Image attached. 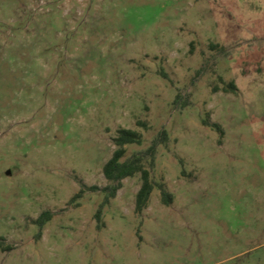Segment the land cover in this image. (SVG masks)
Wrapping results in <instances>:
<instances>
[{"label": "rangeland", "instance_id": "rangeland-1", "mask_svg": "<svg viewBox=\"0 0 264 264\" xmlns=\"http://www.w3.org/2000/svg\"><path fill=\"white\" fill-rule=\"evenodd\" d=\"M120 127L175 199L99 226ZM0 264H264V0H0Z\"/></svg>", "mask_w": 264, "mask_h": 264}, {"label": "trees", "instance_id": "trees-1", "mask_svg": "<svg viewBox=\"0 0 264 264\" xmlns=\"http://www.w3.org/2000/svg\"><path fill=\"white\" fill-rule=\"evenodd\" d=\"M224 90L227 92L237 91L235 82H224ZM182 96L178 94L176 103H179ZM203 123L219 131L222 135L224 134L223 127L217 122H211L208 119H204ZM140 127L148 129V123L142 120L138 121ZM144 134L142 131L132 128L120 127L117 130L116 135L113 137V141L116 145V149L112 157L104 165V174L108 180V184L102 188L105 193V198L96 213V219L99 226L102 225L103 208L105 205L110 204L111 200L114 199L119 190L123 187V180L128 177H133L136 174H140L142 178V185L136 196V213L142 215L144 210L149 206L153 191L158 188L160 191L161 199L164 204L171 205L174 202L175 196L170 191L166 182H155L152 177V168L156 163V156L160 145L166 144L169 141V134L167 130L163 129L159 135L152 141L151 145L144 151L137 153L127 159H123L127 153V146L130 144H142ZM84 187H87L84 185ZM88 189L92 191L100 190L98 186H91ZM85 192V188H82L79 193L74 197H81ZM53 217L51 211L43 212L36 223L40 227L39 235L42 234V229L48 221Z\"/></svg>", "mask_w": 264, "mask_h": 264}]
</instances>
